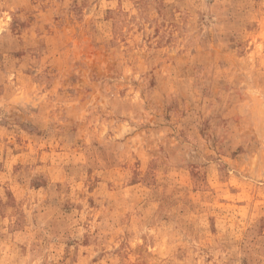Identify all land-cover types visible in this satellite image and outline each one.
Instances as JSON below:
<instances>
[{"label":"rangeland","instance_id":"obj_1","mask_svg":"<svg viewBox=\"0 0 264 264\" xmlns=\"http://www.w3.org/2000/svg\"><path fill=\"white\" fill-rule=\"evenodd\" d=\"M0 264H264V0H0Z\"/></svg>","mask_w":264,"mask_h":264}]
</instances>
